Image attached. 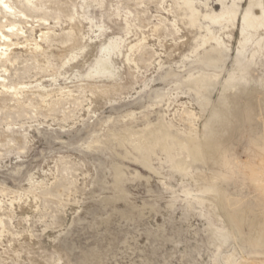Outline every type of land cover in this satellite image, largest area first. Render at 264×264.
<instances>
[{
  "label": "rangeland",
  "instance_id": "374dc122",
  "mask_svg": "<svg viewBox=\"0 0 264 264\" xmlns=\"http://www.w3.org/2000/svg\"><path fill=\"white\" fill-rule=\"evenodd\" d=\"M248 9L0 0V264H264Z\"/></svg>",
  "mask_w": 264,
  "mask_h": 264
},
{
  "label": "bare ground",
  "instance_id": "6f19581e",
  "mask_svg": "<svg viewBox=\"0 0 264 264\" xmlns=\"http://www.w3.org/2000/svg\"><path fill=\"white\" fill-rule=\"evenodd\" d=\"M183 1L187 5L194 6V0H183ZM253 6H254L253 4H250V8ZM260 6H262V4H260ZM223 15L220 16V20L223 18ZM261 16H262V18H258V19L255 18L251 13V9H248L245 13L244 18H243L244 23H245V27L243 28V31H246V28H251V29H254L256 31L259 30L260 28H264V9H261ZM207 17L209 19L215 21V22L218 21V19L216 17H210V16H207Z\"/></svg>",
  "mask_w": 264,
  "mask_h": 264
}]
</instances>
